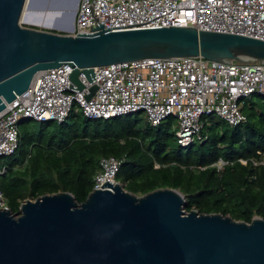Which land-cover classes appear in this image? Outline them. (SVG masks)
Wrapping results in <instances>:
<instances>
[{"label":"water","instance_id":"95a60500","mask_svg":"<svg viewBox=\"0 0 264 264\" xmlns=\"http://www.w3.org/2000/svg\"><path fill=\"white\" fill-rule=\"evenodd\" d=\"M78 2L70 0V12ZM26 3L0 0V110L29 87L36 72L65 63L73 68L70 89L81 91V72L91 83L94 67L112 63L198 56L219 62L264 59L262 39L192 26L112 31L98 23L90 31L100 30L88 35L69 34L73 23L70 29L36 27L23 20ZM97 87L88 88L86 101ZM185 204L179 189L138 195L118 181L96 187L81 203L69 191L27 198L16 213L0 209V264H264L263 217L246 222L186 211Z\"/></svg>","mask_w":264,"mask_h":264},{"label":"built area","instance_id":"2783aa9c","mask_svg":"<svg viewBox=\"0 0 264 264\" xmlns=\"http://www.w3.org/2000/svg\"><path fill=\"white\" fill-rule=\"evenodd\" d=\"M92 5V13H91ZM94 16V17H93ZM98 18V22L95 20ZM167 26H192L200 30L227 32L264 40V0H79L71 35ZM67 63L39 70L29 87L0 110V157L14 153L19 145V123L64 121L70 112L81 111L87 118L108 119L144 112L146 123L157 126L167 117L176 119L175 137L180 146L202 139L201 117L213 114L231 126L246 120L243 99L252 94L264 96V59L219 62L198 57L145 58L93 68L90 83L83 72L78 77L81 91L68 75ZM97 89L85 100L92 85ZM259 158H239L264 166ZM228 161L219 158L212 164L221 170ZM119 160L103 157L93 178V188L114 184ZM5 167L0 169V175ZM8 208L0 187V209Z\"/></svg>","mask_w":264,"mask_h":264},{"label":"trees","instance_id":"16d2710c","mask_svg":"<svg viewBox=\"0 0 264 264\" xmlns=\"http://www.w3.org/2000/svg\"><path fill=\"white\" fill-rule=\"evenodd\" d=\"M242 101L244 122L221 125L215 115L205 114L202 139L188 146L177 143L172 116L157 126L141 124L137 113L94 119L72 110L60 123L34 120L35 125L23 119L17 149L0 157L7 206L16 213L25 199L58 191L71 192L81 203L93 188L100 159L113 157L120 162L115 180L130 192L172 187L184 194L186 211L246 222L264 218V166L238 161L264 153V96ZM219 158L228 161L221 170L212 166Z\"/></svg>","mask_w":264,"mask_h":264},{"label":"rangeland","instance_id":"374dc122","mask_svg":"<svg viewBox=\"0 0 264 264\" xmlns=\"http://www.w3.org/2000/svg\"><path fill=\"white\" fill-rule=\"evenodd\" d=\"M65 3H66V0H30V4L32 8H31V11L27 14L26 18L29 20V22H32V25L34 23V26L36 27L51 29V28H47L44 26V25H48V26H54L56 29L62 28L65 26L66 23L68 24L69 22V18H67L68 21L67 20L65 21L63 15H61L60 12H58V10L61 9L62 5ZM37 4H39L38 7L36 6ZM22 24L26 25L27 23L23 22ZM61 31L67 32V30H61ZM254 99L256 101L258 100L257 97H255ZM137 114H138V117L141 119L140 121L141 124L143 122H146L144 120V112H139ZM214 120L216 123H219L221 125L223 124L228 125L225 121H223L217 116H215ZM176 122L177 121L174 118L172 120L171 131H175ZM29 124L35 125L36 122L34 120H31L29 121ZM192 209H196V208H192Z\"/></svg>","mask_w":264,"mask_h":264},{"label":"bare ground","instance_id":"6f19581e","mask_svg":"<svg viewBox=\"0 0 264 264\" xmlns=\"http://www.w3.org/2000/svg\"><path fill=\"white\" fill-rule=\"evenodd\" d=\"M70 4V0H66V3L62 5V8L58 10V12H60L61 15H63L65 21L67 20V18H69V22L68 24L66 23L64 27V29H70L72 27V23H73V19H74V13H75V8L72 10L74 12H70L71 8H68ZM37 7L39 6V4L36 5ZM31 4H30V0H27L26 3V9L24 10L23 13V20L29 22V20L26 18L27 14L31 11ZM68 21V20H67ZM32 23V22H31Z\"/></svg>","mask_w":264,"mask_h":264}]
</instances>
